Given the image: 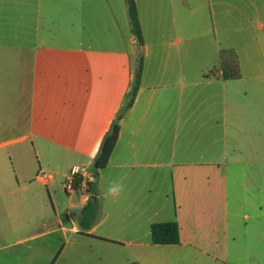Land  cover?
Segmentation results:
<instances>
[{
	"label": "crops",
	"instance_id": "crops-1",
	"mask_svg": "<svg viewBox=\"0 0 264 264\" xmlns=\"http://www.w3.org/2000/svg\"><path fill=\"white\" fill-rule=\"evenodd\" d=\"M135 1L142 45L126 0H55V31L31 46L0 22V264H264V0ZM141 58L94 195L67 194ZM165 222L179 242L152 241Z\"/></svg>",
	"mask_w": 264,
	"mask_h": 264
},
{
	"label": "trees",
	"instance_id": "trees-1",
	"mask_svg": "<svg viewBox=\"0 0 264 264\" xmlns=\"http://www.w3.org/2000/svg\"><path fill=\"white\" fill-rule=\"evenodd\" d=\"M126 1L129 8V16L132 25V31L138 43L142 45L144 39L139 21L136 1L135 0H126ZM142 73H143V64L141 58L137 67L134 70L133 80L131 82L129 91L127 92L125 104L122 107V109L119 111L116 119L111 124V127L106 132L102 140L99 152L94 161L93 169L95 170L97 177L99 175L100 170H102L107 166L111 154L113 153L121 129L120 121L126 110L132 106L136 98V95L138 93L141 84ZM89 191L94 195L95 192L94 189L91 188V184L89 186ZM97 209H98V201L92 197L89 200L87 206L84 208L83 215L92 218L94 216V212H96ZM151 235H152V241L154 243H159V244L177 243L179 242L178 224L176 222L153 223L151 225Z\"/></svg>",
	"mask_w": 264,
	"mask_h": 264
},
{
	"label": "rangeland",
	"instance_id": "rangeland-1",
	"mask_svg": "<svg viewBox=\"0 0 264 264\" xmlns=\"http://www.w3.org/2000/svg\"><path fill=\"white\" fill-rule=\"evenodd\" d=\"M6 20L10 22L14 45H34L35 32L55 31V0H0V22ZM20 34H26L27 40L18 38Z\"/></svg>",
	"mask_w": 264,
	"mask_h": 264
},
{
	"label": "built area",
	"instance_id": "built-area-1",
	"mask_svg": "<svg viewBox=\"0 0 264 264\" xmlns=\"http://www.w3.org/2000/svg\"><path fill=\"white\" fill-rule=\"evenodd\" d=\"M74 169H78L75 170ZM91 177V182L89 181ZM37 179L43 182L49 189L50 193L56 192L57 186L51 185L53 179L52 175L47 171L40 169L37 173ZM97 181V175L94 169L87 168L85 166H74L62 184V189L67 193L71 194L77 189V182L80 186L89 187L90 184H93Z\"/></svg>",
	"mask_w": 264,
	"mask_h": 264
},
{
	"label": "clouds",
	"instance_id": "clouds-1",
	"mask_svg": "<svg viewBox=\"0 0 264 264\" xmlns=\"http://www.w3.org/2000/svg\"><path fill=\"white\" fill-rule=\"evenodd\" d=\"M78 170V169H74ZM91 182V177H89ZM124 193V185L118 181H109L104 191V196L110 198L113 201L118 200Z\"/></svg>",
	"mask_w": 264,
	"mask_h": 264
}]
</instances>
